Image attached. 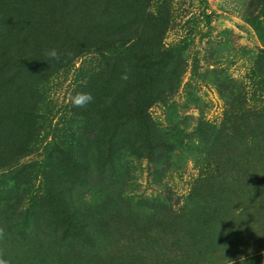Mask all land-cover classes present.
<instances>
[{
	"label": "rangeland",
	"instance_id": "obj_1",
	"mask_svg": "<svg viewBox=\"0 0 264 264\" xmlns=\"http://www.w3.org/2000/svg\"><path fill=\"white\" fill-rule=\"evenodd\" d=\"M0 227L10 264H264V0H0Z\"/></svg>",
	"mask_w": 264,
	"mask_h": 264
},
{
	"label": "clouds",
	"instance_id": "obj_2",
	"mask_svg": "<svg viewBox=\"0 0 264 264\" xmlns=\"http://www.w3.org/2000/svg\"><path fill=\"white\" fill-rule=\"evenodd\" d=\"M46 55L49 58L59 61L62 54L57 49L52 48L47 51ZM67 55H71V53H67ZM121 79L125 81L129 79L127 72L121 77ZM93 99L94 98L92 94L86 92L77 93L74 96L70 97V101L72 105L77 108H83L87 106L89 103L93 101ZM111 102H112L111 98H108L106 101L108 105H110ZM4 236H5V230L4 228L0 227V239H3ZM0 264H10V261L4 258L3 253H0Z\"/></svg>",
	"mask_w": 264,
	"mask_h": 264
},
{
	"label": "trees",
	"instance_id": "obj_3",
	"mask_svg": "<svg viewBox=\"0 0 264 264\" xmlns=\"http://www.w3.org/2000/svg\"><path fill=\"white\" fill-rule=\"evenodd\" d=\"M28 11L34 12V8L32 6H28ZM107 39V38H106ZM105 39V40H106ZM152 101H151V90L150 88L146 89L145 97L144 100L141 104V106L136 110V118L137 120L144 125V127H147L144 112L151 106ZM60 210L63 214H65L68 224H70V215L67 214L65 209L61 206L59 203ZM72 221V220H71ZM66 231V230H65Z\"/></svg>",
	"mask_w": 264,
	"mask_h": 264
}]
</instances>
